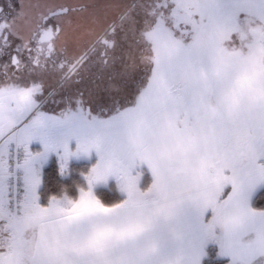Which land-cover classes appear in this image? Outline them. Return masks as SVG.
Segmentation results:
<instances>
[{
    "label": "snow or ice",
    "instance_id": "6c2138e0",
    "mask_svg": "<svg viewBox=\"0 0 264 264\" xmlns=\"http://www.w3.org/2000/svg\"><path fill=\"white\" fill-rule=\"evenodd\" d=\"M258 199L264 0H0V264H264Z\"/></svg>",
    "mask_w": 264,
    "mask_h": 264
},
{
    "label": "trees",
    "instance_id": "16d2710c",
    "mask_svg": "<svg viewBox=\"0 0 264 264\" xmlns=\"http://www.w3.org/2000/svg\"><path fill=\"white\" fill-rule=\"evenodd\" d=\"M90 166V162H72L70 167L74 171L72 172L71 176L68 178H60L57 173L56 160H53L43 170L45 184L48 186V189L51 192H55L57 190L56 186L58 184L63 183L70 185L73 180L79 181L81 179L79 171L86 170V168ZM96 193L98 197L106 203L123 198V194H121L118 189H116L114 181H111L108 187L101 186L97 188ZM71 194L75 195V192ZM254 206L258 208H264V199H258L254 201ZM206 251L208 256L203 260L202 264H228V259L217 256L218 248L216 246H208Z\"/></svg>",
    "mask_w": 264,
    "mask_h": 264
},
{
    "label": "crops",
    "instance_id": "0c3cea01",
    "mask_svg": "<svg viewBox=\"0 0 264 264\" xmlns=\"http://www.w3.org/2000/svg\"><path fill=\"white\" fill-rule=\"evenodd\" d=\"M53 160H56L55 159V157L54 156H52L51 158H50V161L52 162ZM49 161V162H50ZM74 162H88V161H86V160H84V161H76V160H73ZM49 164V163H48ZM47 166V165H46ZM45 166V167H46ZM146 179H147V183H145L146 182ZM151 182V176H150V174L149 173H147L146 171H145V174H144V176H143V178H142V181H141V185L142 186H146L148 183H150ZM109 183H110V181H109ZM101 187V186H100ZM210 246V245H209ZM216 246V245H215ZM217 247V246H216ZM218 248V247H217ZM227 259V258H226ZM203 262V261H202Z\"/></svg>",
    "mask_w": 264,
    "mask_h": 264
},
{
    "label": "rangeland",
    "instance_id": "374dc122",
    "mask_svg": "<svg viewBox=\"0 0 264 264\" xmlns=\"http://www.w3.org/2000/svg\"><path fill=\"white\" fill-rule=\"evenodd\" d=\"M49 108H55V105L54 104H51V105H49L48 106ZM80 161H84V159H82V160H80ZM86 161H88V162H90V163H94L95 162V157L93 156V158L91 159V161H89V160H86ZM51 162V161H50ZM49 162V163H50ZM72 162H74V161H72ZM71 162V163H72ZM111 182V181H110ZM115 183V182H114ZM145 183H147V179H146V182ZM110 184V183H109ZM99 188V187H98ZM211 246V245H210ZM215 246V245H214Z\"/></svg>",
    "mask_w": 264,
    "mask_h": 264
}]
</instances>
